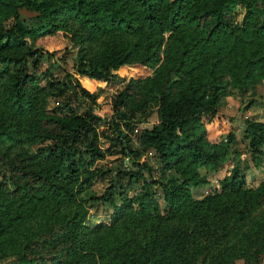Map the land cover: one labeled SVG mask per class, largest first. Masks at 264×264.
<instances>
[{
  "label": "trees",
  "instance_id": "1",
  "mask_svg": "<svg viewBox=\"0 0 264 264\" xmlns=\"http://www.w3.org/2000/svg\"><path fill=\"white\" fill-rule=\"evenodd\" d=\"M20 9L35 16L24 20ZM66 15L98 49L60 79L42 67V53H54L36 43L63 27ZM117 77L126 83L112 98L114 128L119 118L128 127L154 115L137 140L174 173L160 183L166 208L156 222L151 196L129 195L141 165L114 174L101 164L96 86ZM257 81L264 82V0H0V259L194 264L207 253L211 264H232L233 237L264 208V181L246 186L234 165L210 195L194 199L189 186L206 181L200 169L223 167L241 141L256 161L264 122L245 119L239 138L217 107ZM79 99L89 103L83 111ZM114 133H103L111 154L135 152ZM105 182L96 197L91 189ZM93 202L117 210L110 224L85 225ZM253 225L260 228L242 232L260 253L264 217Z\"/></svg>",
  "mask_w": 264,
  "mask_h": 264
},
{
  "label": "rangeland",
  "instance_id": "2",
  "mask_svg": "<svg viewBox=\"0 0 264 264\" xmlns=\"http://www.w3.org/2000/svg\"><path fill=\"white\" fill-rule=\"evenodd\" d=\"M21 18L24 20H32L35 13L26 11L25 9H20ZM63 27L61 26L51 35H47L36 43L37 47H44L48 49L55 56L50 57L46 53H42L41 61L42 67H48L54 74V78H63L65 70H71L74 68L78 60L87 59L98 49L93 43H90L83 37L82 31L79 30L77 21L70 19L69 15L63 18ZM166 45H162L161 51ZM22 48L23 50H26ZM63 50H68L71 55L69 59H65L63 56ZM163 59V58H162ZM161 59V60H162ZM153 72V71H152ZM152 72L144 74L141 77L143 79L146 76H151ZM126 81L117 77L113 85L109 87L96 86V91L99 95L98 102L94 106L95 113L101 116L104 120L102 121V126L98 128L100 132V145L104 149L105 157L101 161L102 166L105 169L110 168L114 174L119 169H129L137 170L141 165L140 169L143 178L138 182H133L131 184V191L129 195L146 193L151 196V203L153 204V213L150 215V222H156L159 217L164 216L165 212L163 208H166L164 200L161 195V184L169 178V176H174L173 172H167L162 169L161 164L157 160L155 151L152 148L140 143L137 140L139 133L146 127H150L152 124L156 123V117L152 115L147 122H140L135 125L129 123L130 128L126 127V121L123 119H118V127L114 128L112 117H116L113 114L112 109V98L116 89H120ZM2 93V85L0 84V95ZM79 110L83 111L85 107L89 105L84 99H79ZM218 112L228 115L233 118V129L238 134L239 138L242 135V127L245 119H252L264 122V82L257 81L253 89L248 94H239L235 92V95L227 98L225 104H219L217 107ZM6 114L10 113L7 109ZM3 117L0 116V119ZM137 119L138 116H137ZM133 122L135 120H132ZM120 131L122 136H124L130 145L135 147L134 153L122 154H111L112 148L104 134H115L114 131ZM261 152L257 154L256 161L253 159V155L247 150L245 142H239V144L234 147L226 158V163L223 167L212 170L207 168L200 169V176L205 178V182L199 185H190L189 190L194 199L203 198L206 195L214 193L218 187L219 180L230 173L234 165H238L240 169L243 170L245 176V185L249 187H256L262 181H264V147L261 148ZM107 183L96 184L91 191L95 193L96 197H99L104 190ZM142 190V192H139ZM117 203L120 200L117 198ZM87 218L85 225L88 227H95L98 224L105 223L110 224L116 215L117 210L113 207H106L101 202L90 203L87 207ZM264 217V208L259 211L254 212L247 221L241 227L242 229L233 237L234 247L236 248V255L233 258L232 264H264V250L260 253L251 250L247 245L243 232L257 231L260 225H253L257 220H261ZM142 231L144 230L141 227ZM253 245V240L251 242ZM209 254H205L204 257H200L194 264H211ZM15 260L13 256H6L0 259V264H14Z\"/></svg>",
  "mask_w": 264,
  "mask_h": 264
}]
</instances>
